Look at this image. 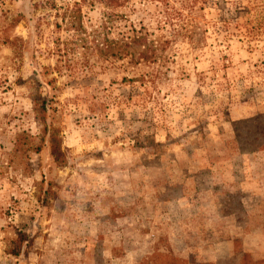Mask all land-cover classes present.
I'll use <instances>...</instances> for the list:
<instances>
[{
	"label": "rangeland",
	"instance_id": "1",
	"mask_svg": "<svg viewBox=\"0 0 264 264\" xmlns=\"http://www.w3.org/2000/svg\"><path fill=\"white\" fill-rule=\"evenodd\" d=\"M84 2L0 0V264H264V0Z\"/></svg>",
	"mask_w": 264,
	"mask_h": 264
},
{
	"label": "trees",
	"instance_id": "2",
	"mask_svg": "<svg viewBox=\"0 0 264 264\" xmlns=\"http://www.w3.org/2000/svg\"><path fill=\"white\" fill-rule=\"evenodd\" d=\"M86 2V0H84ZM102 1V4L105 5L107 9L113 10L117 9L119 7L124 6L125 3H128L130 0H100ZM145 1H155L158 6V11L160 17L164 16H172L173 18H167L165 17V23L172 27L171 31L169 32L172 38H177V36H186L189 38V30L193 27V36H196L198 25L196 24L194 16L197 15L198 11L201 9L197 7L198 3H204L206 0H175L178 4V8L173 5L172 12L168 13V5L170 6V0H145ZM84 2V3H85ZM74 7H69V10L65 11L62 22L64 24V28L67 32H70L73 34L72 38H74L77 42H83L84 40H80L82 38V35H86L87 32L83 28L82 23V9L79 3L75 2L73 5ZM164 8V9H163ZM193 15V18H192ZM118 18V16H115ZM193 19V23H192ZM175 20V22H174ZM226 22V21H225ZM162 23H157V29L160 30ZM56 28H59L61 25L56 24ZM157 31V30H156ZM255 31V27L252 26V32ZM158 32V31H157ZM156 32L155 30L150 31L145 26H140L137 28L136 26H131V29L128 32H120L119 38L117 40V43L120 47L124 50H131L134 49V47L140 46L142 48L141 52L139 53V58H149L150 60L155 61L157 57V53L162 49L164 46V43L159 40L155 45L152 43H148L149 37L151 35H154ZM188 35V36H187ZM78 36L79 38H76ZM76 42V43H77ZM72 43L66 44L65 48L61 49V46H59V43L57 45V51L59 53H64L69 55L72 51ZM96 47H99L97 45ZM149 54V56H147ZM36 112V119L38 122L44 123L46 119V107L37 106V109H35ZM44 134L48 130L46 126H44ZM54 136L51 134L49 136V139L51 140L50 149H51V156L53 157L55 163H60V157L61 153L57 146L54 145L55 140L53 139Z\"/></svg>",
	"mask_w": 264,
	"mask_h": 264
}]
</instances>
